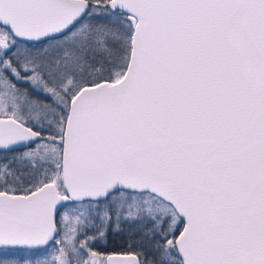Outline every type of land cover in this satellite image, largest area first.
<instances>
[{
	"label": "snow or ice",
	"instance_id": "obj_1",
	"mask_svg": "<svg viewBox=\"0 0 264 264\" xmlns=\"http://www.w3.org/2000/svg\"><path fill=\"white\" fill-rule=\"evenodd\" d=\"M17 247L0 264H264V0H0Z\"/></svg>",
	"mask_w": 264,
	"mask_h": 264
},
{
	"label": "trees",
	"instance_id": "obj_2",
	"mask_svg": "<svg viewBox=\"0 0 264 264\" xmlns=\"http://www.w3.org/2000/svg\"><path fill=\"white\" fill-rule=\"evenodd\" d=\"M109 251L112 250V246L109 245ZM29 253V250H22V249H9L5 252L4 249H0V260L4 259H17L21 262L26 258V254Z\"/></svg>",
	"mask_w": 264,
	"mask_h": 264
},
{
	"label": "water",
	"instance_id": "obj_3",
	"mask_svg": "<svg viewBox=\"0 0 264 264\" xmlns=\"http://www.w3.org/2000/svg\"><path fill=\"white\" fill-rule=\"evenodd\" d=\"M0 249H2V248H0ZM14 249H16V250H18V249L27 250V249L20 248V247H17V248H14Z\"/></svg>",
	"mask_w": 264,
	"mask_h": 264
},
{
	"label": "rangeland",
	"instance_id": "obj_4",
	"mask_svg": "<svg viewBox=\"0 0 264 264\" xmlns=\"http://www.w3.org/2000/svg\"><path fill=\"white\" fill-rule=\"evenodd\" d=\"M29 256H30V254H29V253H27V254H26V258H29Z\"/></svg>",
	"mask_w": 264,
	"mask_h": 264
}]
</instances>
